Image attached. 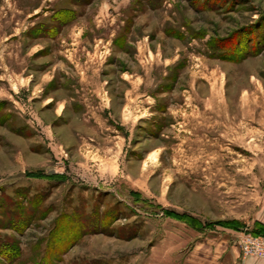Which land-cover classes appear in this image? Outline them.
I'll list each match as a JSON object with an SVG mask.
<instances>
[{
	"label": "rangeland",
	"instance_id": "374dc122",
	"mask_svg": "<svg viewBox=\"0 0 264 264\" xmlns=\"http://www.w3.org/2000/svg\"><path fill=\"white\" fill-rule=\"evenodd\" d=\"M254 233L264 0H0L12 264L264 262Z\"/></svg>",
	"mask_w": 264,
	"mask_h": 264
},
{
	"label": "built area",
	"instance_id": "2783aa9c",
	"mask_svg": "<svg viewBox=\"0 0 264 264\" xmlns=\"http://www.w3.org/2000/svg\"><path fill=\"white\" fill-rule=\"evenodd\" d=\"M240 243L243 256H255L261 254L264 257L263 237L255 236L253 234H243V239Z\"/></svg>",
	"mask_w": 264,
	"mask_h": 264
},
{
	"label": "trees",
	"instance_id": "16d2710c",
	"mask_svg": "<svg viewBox=\"0 0 264 264\" xmlns=\"http://www.w3.org/2000/svg\"><path fill=\"white\" fill-rule=\"evenodd\" d=\"M254 235L260 236L259 233H254ZM5 246L7 247V244L0 245V257H2L3 259H5L8 264H12L13 261L18 258V251L16 250L17 247L16 246H13V244H11L10 246H8V248H10L11 250H13V254L12 253H8L7 254L5 251H3V249L5 248Z\"/></svg>",
	"mask_w": 264,
	"mask_h": 264
},
{
	"label": "crops",
	"instance_id": "0c3cea01",
	"mask_svg": "<svg viewBox=\"0 0 264 264\" xmlns=\"http://www.w3.org/2000/svg\"><path fill=\"white\" fill-rule=\"evenodd\" d=\"M237 254L234 253V251H231V253L229 255L225 254V258H227L229 264H237L236 258H237ZM246 264H264V262L256 260V259H250L249 261L246 262Z\"/></svg>",
	"mask_w": 264,
	"mask_h": 264
}]
</instances>
